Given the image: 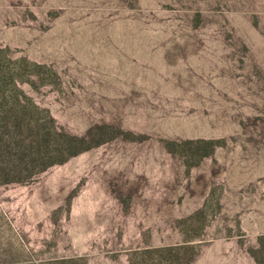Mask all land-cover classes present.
<instances>
[{
  "label": "rangeland",
  "instance_id": "1",
  "mask_svg": "<svg viewBox=\"0 0 264 264\" xmlns=\"http://www.w3.org/2000/svg\"><path fill=\"white\" fill-rule=\"evenodd\" d=\"M0 264H264V0H0Z\"/></svg>",
  "mask_w": 264,
  "mask_h": 264
},
{
  "label": "flooded vegetation",
  "instance_id": "2",
  "mask_svg": "<svg viewBox=\"0 0 264 264\" xmlns=\"http://www.w3.org/2000/svg\"><path fill=\"white\" fill-rule=\"evenodd\" d=\"M96 127H95V129H94V127L89 129L88 132L85 135H81L80 137L73 136V140L75 142H77L79 145L80 144L81 145H80V149L78 151L74 152V154L71 157L76 156L78 154H81V153H83V152H85L87 150H90L94 146H97V145H99L101 143H104L107 140L112 138V137H110L108 139V134L105 133L106 131H104V130H96ZM96 131H98V132L96 133ZM94 136H95V138H94ZM88 138H90L91 141L89 143H86ZM169 151H170V149H169Z\"/></svg>",
  "mask_w": 264,
  "mask_h": 264
}]
</instances>
